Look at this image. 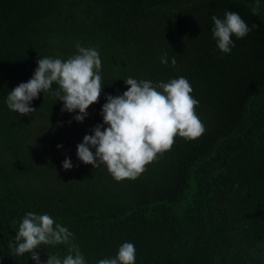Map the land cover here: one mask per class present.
Here are the masks:
<instances>
[{"label":"trees","instance_id":"1","mask_svg":"<svg viewBox=\"0 0 264 264\" xmlns=\"http://www.w3.org/2000/svg\"><path fill=\"white\" fill-rule=\"evenodd\" d=\"M226 10L259 26L233 36L230 54L212 35L211 16ZM77 42L102 61L103 91L82 123L48 92L30 115L7 107L38 59L66 60ZM129 77L186 78L206 131L177 137L138 178L117 182L80 161L77 145ZM28 212L66 226L87 264L115 257L123 242L135 245V264H264V0H0V264H35L9 247ZM35 251L46 261L67 249Z\"/></svg>","mask_w":264,"mask_h":264},{"label":"clouds","instance_id":"2","mask_svg":"<svg viewBox=\"0 0 264 264\" xmlns=\"http://www.w3.org/2000/svg\"><path fill=\"white\" fill-rule=\"evenodd\" d=\"M258 7L257 4L251 9L253 15ZM211 20L213 39L224 54H230L235 47L233 36L243 39L259 27L256 24L249 27L239 13L230 10L225 11L223 18L212 15ZM75 47L76 53L66 60L50 56L38 59L32 77L8 92L7 107L21 116L30 115L36 111L31 102L41 92H48L63 102L62 112L78 110L73 119L82 123L88 116L87 109L99 102L103 91L102 61L97 49L81 46L79 42ZM176 62L173 56L171 65ZM161 63H169L167 53L161 56ZM124 82L128 88L123 94L105 96L100 113L103 123L97 124L92 134H86L77 145L80 161L94 169L106 166L117 182L138 178L147 165L172 149L177 137L191 141L206 131L196 112L199 101L193 97V88L186 78L153 82L129 77ZM53 84L57 85L55 90ZM62 166L70 170L73 167L70 158H65ZM74 241V234L50 214L28 212L19 222L14 244L9 247L14 256L30 254L35 264H87ZM42 245H65L66 255L48 253V259L41 261L35 250ZM135 259V245L123 242L115 257L102 258L97 264H135Z\"/></svg>","mask_w":264,"mask_h":264}]
</instances>
